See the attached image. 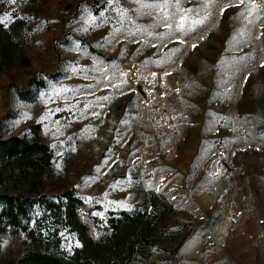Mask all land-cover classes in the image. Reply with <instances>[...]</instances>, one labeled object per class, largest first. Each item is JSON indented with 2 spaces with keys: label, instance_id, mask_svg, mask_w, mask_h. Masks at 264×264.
Here are the masks:
<instances>
[{
  "label": "rangeland",
  "instance_id": "1",
  "mask_svg": "<svg viewBox=\"0 0 264 264\" xmlns=\"http://www.w3.org/2000/svg\"><path fill=\"white\" fill-rule=\"evenodd\" d=\"M255 4L0 0L3 25L29 26V65L0 72V138L39 124L61 176L46 197L74 189L101 218L131 210L142 190L162 195L179 211L164 226L190 231L174 255L152 250L143 264H264V0ZM41 214L34 205L30 224ZM22 240L0 236V264ZM77 243L62 233L65 252Z\"/></svg>",
  "mask_w": 264,
  "mask_h": 264
},
{
  "label": "trees",
  "instance_id": "2",
  "mask_svg": "<svg viewBox=\"0 0 264 264\" xmlns=\"http://www.w3.org/2000/svg\"><path fill=\"white\" fill-rule=\"evenodd\" d=\"M28 30L24 18L0 24V72L29 65L23 49ZM34 83L44 85H29ZM27 132L0 138V236L23 235L22 253L9 264H143L152 250L177 252L189 225L166 228L179 211L154 191L142 190L131 210L109 211L102 218L94 214L100 206L85 202L74 189L48 199L47 186L61 176L51 147L41 141V126L32 124ZM34 205L42 214L30 224ZM62 233L79 243L70 253L61 248Z\"/></svg>",
  "mask_w": 264,
  "mask_h": 264
},
{
  "label": "snow or ice",
  "instance_id": "3",
  "mask_svg": "<svg viewBox=\"0 0 264 264\" xmlns=\"http://www.w3.org/2000/svg\"><path fill=\"white\" fill-rule=\"evenodd\" d=\"M249 2H250V4H251V8H252V11H255L256 10V4H255V0H249ZM9 3H12V4H15L16 3V0H9ZM240 3H244V0H240ZM165 6H167V5H165ZM238 6V5H237ZM186 11H192V9H187ZM223 11H224V9H221V13H223ZM249 15H251V12L249 13ZM5 19L6 18H0V24H3V23H5ZM163 19H164V21H165V26L166 27H171V24H168L167 23V21H168V16H167V14H164V16H163ZM205 19H207V17H205ZM185 20H186V17L185 16H181L180 17V20H179V23L177 24V28L180 30V31H183L184 30V27H185ZM204 21L203 20H201V21H194V23H198V24H202ZM249 23H251V21H249ZM262 35H264V33H262ZM257 38H259V37H257ZM154 47H155V45H153ZM192 47L193 48H195L196 47V45L195 44H193L192 45ZM157 63H159V62H157ZM169 73H165L164 75H168ZM156 74L155 73H153V76H155ZM102 99H108L107 97H103ZM94 115H96V113H94ZM57 167H59V165H57ZM100 215H102V214H100ZM77 246H79V244L77 243Z\"/></svg>",
  "mask_w": 264,
  "mask_h": 264
},
{
  "label": "water",
  "instance_id": "4",
  "mask_svg": "<svg viewBox=\"0 0 264 264\" xmlns=\"http://www.w3.org/2000/svg\"><path fill=\"white\" fill-rule=\"evenodd\" d=\"M226 188L224 183H219L214 187V193H216L215 195L213 194V200L214 202H218L219 199L221 198V193L223 192V190Z\"/></svg>",
  "mask_w": 264,
  "mask_h": 264
},
{
  "label": "bare ground",
  "instance_id": "5",
  "mask_svg": "<svg viewBox=\"0 0 264 264\" xmlns=\"http://www.w3.org/2000/svg\"><path fill=\"white\" fill-rule=\"evenodd\" d=\"M216 193H217V192H216ZM216 193H214V195H215ZM221 194H222V193H221ZM221 194H220V195H221ZM212 200H213V197H212ZM213 202H214V200H213ZM214 203H215V202H214Z\"/></svg>",
  "mask_w": 264,
  "mask_h": 264
}]
</instances>
